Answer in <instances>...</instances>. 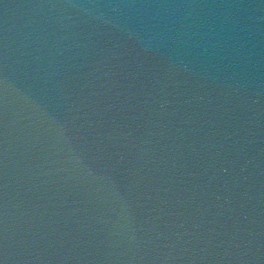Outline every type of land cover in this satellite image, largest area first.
Wrapping results in <instances>:
<instances>
[{
	"label": "water",
	"instance_id": "95a60500",
	"mask_svg": "<svg viewBox=\"0 0 264 264\" xmlns=\"http://www.w3.org/2000/svg\"><path fill=\"white\" fill-rule=\"evenodd\" d=\"M0 264H264V0H0Z\"/></svg>",
	"mask_w": 264,
	"mask_h": 264
}]
</instances>
